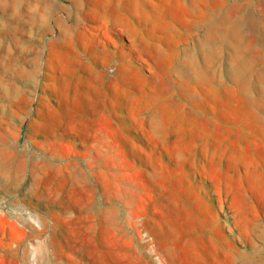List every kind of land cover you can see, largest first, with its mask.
<instances>
[{
    "label": "rangeland",
    "instance_id": "rangeland-1",
    "mask_svg": "<svg viewBox=\"0 0 264 264\" xmlns=\"http://www.w3.org/2000/svg\"><path fill=\"white\" fill-rule=\"evenodd\" d=\"M0 264H264V0H0Z\"/></svg>",
    "mask_w": 264,
    "mask_h": 264
}]
</instances>
